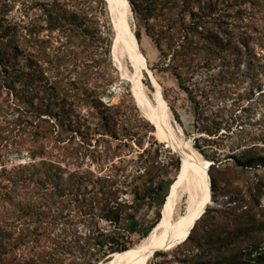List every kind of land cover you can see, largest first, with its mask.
<instances>
[{
    "label": "trees",
    "instance_id": "1",
    "mask_svg": "<svg viewBox=\"0 0 264 264\" xmlns=\"http://www.w3.org/2000/svg\"><path fill=\"white\" fill-rule=\"evenodd\" d=\"M46 1L26 0L24 16L38 7L43 11L38 20L23 28L6 20L7 7L0 11V146L12 140L15 154L22 156L27 151L29 159L10 168L0 164V264H98L110 255L129 251L133 236L144 239L158 224L160 213L152 226L138 216L162 196L167 182L156 177L168 165L159 160L162 144L150 137V146L139 154L137 172L145 171L128 192L113 190L118 183L114 176H95L83 168L94 135L102 136L97 146L110 136L120 141L118 149L128 147L132 140L143 147L153 127L135 105L112 106L102 99L113 82L105 66L110 33L107 30L99 44L93 12L94 6L105 8L104 0H72L76 12H68L67 0ZM242 1L256 5L259 20L237 0H128L136 19L137 45L143 33L152 40L160 53V65L175 77L196 123L212 135L221 126L216 121L204 124L205 101L213 89L208 91L209 85L202 83L212 78L218 62L226 66L231 57L233 63L240 62L252 45L264 39V3ZM45 30H62L66 46L80 40L87 47L86 61L75 65L81 70L72 71L77 75L74 81L72 73L65 74V57L48 53L41 37ZM69 99H73L71 104ZM74 104L86 110V118L77 114ZM77 137L80 144L76 146ZM195 141L202 156L219 162L207 155L199 139ZM233 158L242 168H253L259 160ZM171 166L179 172L178 157ZM119 171L114 170L116 178ZM124 186L129 184L124 182ZM121 193H129L132 200L122 199ZM72 215L78 218L76 222ZM78 222L88 224L85 235L73 228Z\"/></svg>",
    "mask_w": 264,
    "mask_h": 264
},
{
    "label": "rangeland",
    "instance_id": "2",
    "mask_svg": "<svg viewBox=\"0 0 264 264\" xmlns=\"http://www.w3.org/2000/svg\"><path fill=\"white\" fill-rule=\"evenodd\" d=\"M231 1L235 2L236 0ZM257 1L264 3V0ZM65 2L68 12H76V2L72 0ZM24 3H26V0H0V11L7 7L5 10L6 20L11 24H16L19 28L30 26L32 21L39 19L43 11L41 7H38L37 10L24 16ZM243 3L244 1L237 0V4L250 11L251 16L256 14L259 18L254 16V19L259 20L261 14L257 12L258 8L253 7H256V5ZM94 7L93 14L97 16L98 20V24L95 26L100 30V33H97V36L100 35L101 38L99 44L106 38V31L109 30L110 33V55L105 66L108 73L112 75L113 82L102 99L106 104L112 106L121 103H125V106L135 105L140 116L150 123L153 130L148 131L143 147L138 146L135 140H132L130 145L133 148L128 145V147L118 149L120 141L113 140L110 136H105L106 142L97 146L96 141L102 136L94 135L92 146L89 147L90 151L83 161V168L85 170L90 169L95 176H114L113 180L118 183L113 190L120 189L128 192L130 185L135 184L136 177L145 171L142 167L143 169L137 172L140 165L139 154L150 146V137L154 138V142L157 144H162V155L159 160L168 166L167 170L160 171L156 178L160 176L161 179L166 180L167 184L157 203L152 208L145 206L138 216L144 224L152 226L157 220L158 213L162 214L170 187L178 178L182 167V157L166 141L159 139L156 134V125L143 114L138 106L132 84L122 77L121 71L113 64L111 47H113L114 29L107 3L105 2V8L103 6ZM131 26L135 34L136 19L133 13ZM62 32V30L53 32L45 30L41 37L47 42V51L52 57L56 55L65 57L68 61L66 64L68 70L65 69V74L72 73L71 81H74L77 76L76 72L79 73L78 71L81 70L76 68V64L85 62L89 52L86 49L87 47L80 43V40L66 46L65 44L68 41L66 35ZM263 40L258 42L257 45H252L240 62L238 59L233 63L234 57L228 59L226 66L218 62L211 71L212 78L202 83V85H209L208 91L213 89L209 100L205 101L207 121L204 124L208 125L215 121L220 124V131L214 135L202 130V123L199 125L196 123L192 106L186 95L178 88L175 77L165 70V66L160 65V53L152 40L143 33L141 40L137 41L138 47L146 59L147 66L160 85L162 96L168 104L170 125L177 141L187 144L204 160L211 161L202 156L196 149L195 139H199V145L207 155L215 156L219 161L216 163L211 162L213 167H210L208 171L213 199V203L206 209L208 214L198 221L189 241L168 251H158L148 261V264H264V260H260L264 255L259 254V247L264 245ZM124 65L129 73L133 72L127 62ZM47 75L49 76L50 73H46L45 76L48 77ZM142 83L145 86V94L151 102L153 101L152 104H155L153 93L156 86L153 79L148 74L143 73ZM68 102L71 104L73 99H69ZM73 109L77 111V114H80L81 118H86L85 109L81 110L80 106H75V104ZM176 114L178 117H176ZM89 125L94 128L93 124ZM139 126V124L136 125L137 128ZM91 133L93 135V131ZM79 139L76 138V146ZM12 143L11 140L0 146V164L8 168L29 161L27 158L28 152L25 151L22 156H18L15 154ZM234 156L237 159L243 156L246 158L253 156L259 160L255 162L253 168H242L236 165ZM177 157L181 167L179 172L176 173L171 164L177 161ZM116 169L122 170L119 171V177L117 178L114 172ZM124 182L128 183L129 186L125 187ZM120 197L126 200H132L133 198L129 193L126 195L121 193ZM72 216L73 221L76 222L78 218H75V215ZM73 228L80 235H85L88 224L78 222ZM144 239L140 240L137 235L133 236L134 243L130 246V250L135 249ZM111 258L110 255L98 264H109Z\"/></svg>",
    "mask_w": 264,
    "mask_h": 264
},
{
    "label": "bare ground",
    "instance_id": "3",
    "mask_svg": "<svg viewBox=\"0 0 264 264\" xmlns=\"http://www.w3.org/2000/svg\"><path fill=\"white\" fill-rule=\"evenodd\" d=\"M105 2L114 29L111 47L113 64L121 71L122 77L132 84L138 106L156 125L159 139L166 141L182 157L181 170L170 187L158 225L135 249L114 254L110 262L108 261L109 264H148L158 251H168L186 242L208 206L213 203L208 174L212 163L204 160L187 144L177 141L170 125V110L162 96L161 87L149 70L146 59L134 39L135 34L131 26L132 9L128 0ZM125 62L132 68V73L128 72ZM143 73L148 74L156 86L153 93L155 104H152L153 101L151 102L145 94Z\"/></svg>",
    "mask_w": 264,
    "mask_h": 264
},
{
    "label": "built area",
    "instance_id": "4",
    "mask_svg": "<svg viewBox=\"0 0 264 264\" xmlns=\"http://www.w3.org/2000/svg\"><path fill=\"white\" fill-rule=\"evenodd\" d=\"M259 254L264 255V245L259 247Z\"/></svg>",
    "mask_w": 264,
    "mask_h": 264
},
{
    "label": "water",
    "instance_id": "5",
    "mask_svg": "<svg viewBox=\"0 0 264 264\" xmlns=\"http://www.w3.org/2000/svg\"><path fill=\"white\" fill-rule=\"evenodd\" d=\"M205 213H206V211H205ZM186 239H187V237H186ZM184 241H185V240H184ZM184 241H183V242H184Z\"/></svg>",
    "mask_w": 264,
    "mask_h": 264
}]
</instances>
